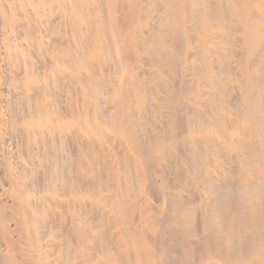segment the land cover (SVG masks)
I'll return each mask as SVG.
<instances>
[{
  "label": "bare ground",
  "instance_id": "1",
  "mask_svg": "<svg viewBox=\"0 0 264 264\" xmlns=\"http://www.w3.org/2000/svg\"><path fill=\"white\" fill-rule=\"evenodd\" d=\"M0 264H264V0H0Z\"/></svg>",
  "mask_w": 264,
  "mask_h": 264
}]
</instances>
